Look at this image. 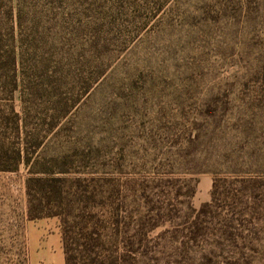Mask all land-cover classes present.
Segmentation results:
<instances>
[{
	"label": "rangeland",
	"instance_id": "obj_1",
	"mask_svg": "<svg viewBox=\"0 0 264 264\" xmlns=\"http://www.w3.org/2000/svg\"><path fill=\"white\" fill-rule=\"evenodd\" d=\"M90 3L94 16L79 0L25 4L95 22L101 38L102 75L53 131L46 117H61L80 86L11 97L0 86L1 128L5 107L33 101L37 159L65 173L73 264H264V0ZM19 5L21 27L16 0H0V55L9 32L16 40L30 28ZM29 175L23 164L0 172V264H17L7 240L27 212ZM29 195L61 229L37 189Z\"/></svg>",
	"mask_w": 264,
	"mask_h": 264
},
{
	"label": "trees",
	"instance_id": "obj_2",
	"mask_svg": "<svg viewBox=\"0 0 264 264\" xmlns=\"http://www.w3.org/2000/svg\"><path fill=\"white\" fill-rule=\"evenodd\" d=\"M79 1L82 3L81 5L85 4L86 6L87 13L84 14L93 13L91 9L94 8V5L90 3L92 0L89 3H86L88 0ZM19 2L22 7L27 6L28 12H32L33 16L29 20L30 28L26 35H16L15 40L11 29L12 31L9 32L10 47L0 55V86L5 88L3 94L8 93L11 97L15 92L21 95L25 92L28 94L42 92L58 96V92L63 88L74 89L80 86L79 97L65 105L66 109L61 117L58 118V115L56 117L55 114L46 117L49 127L46 132L48 133L56 128V123L68 113L74 103L89 92L94 80L102 75L97 64L101 38L97 34L96 27L98 25L95 22L89 21L82 25L79 19L76 24V18L62 16L59 13L44 17L35 11V5H25L28 0H24L23 3L16 0L17 27H21L19 24L21 15ZM58 2L59 0H51L52 5H56ZM54 8L58 9L59 7ZM2 62L9 64L10 75L1 74L3 71ZM32 103L33 101H22L18 113H15L13 104L4 108L7 111V116L4 119L9 120L10 127L2 129L0 124V172H15L21 164L28 169L30 175L25 183L28 199H30L27 216L31 220L43 218L39 213L40 208L37 207L40 206V200H37V204L33 205L35 199L31 198L34 196L29 195L32 186L46 200V204L53 208V212L46 214V217L60 219L65 263L73 264L74 259L69 256L71 244L69 242L73 228L68 224V216H70L74 203L72 200H68L63 205L61 201L64 200L62 195L71 196L65 187L66 191H62L61 182L63 181L57 177L59 174L65 173L54 172L38 161L39 155L37 154L41 146V141H38L40 133L27 123L28 114L35 112V106ZM2 112L4 113V111ZM8 133L9 136L16 138V146L7 143L6 135ZM61 159L50 158L49 162L56 166ZM62 205L65 206L66 212L63 207L60 209ZM86 209L87 207L83 208V210ZM77 210L81 212L82 207H77ZM88 227L89 223L86 221L81 230H87Z\"/></svg>",
	"mask_w": 264,
	"mask_h": 264
},
{
	"label": "crops",
	"instance_id": "obj_3",
	"mask_svg": "<svg viewBox=\"0 0 264 264\" xmlns=\"http://www.w3.org/2000/svg\"><path fill=\"white\" fill-rule=\"evenodd\" d=\"M7 240L17 264H66L59 223L55 218L29 219L27 212Z\"/></svg>",
	"mask_w": 264,
	"mask_h": 264
}]
</instances>
